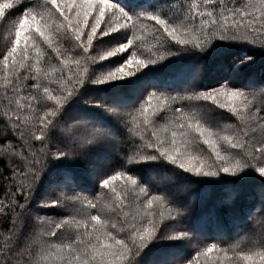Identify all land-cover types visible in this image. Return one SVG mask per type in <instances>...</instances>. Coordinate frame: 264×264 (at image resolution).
<instances>
[{
    "label": "snow or ice",
    "instance_id": "snow-or-ice-1",
    "mask_svg": "<svg viewBox=\"0 0 264 264\" xmlns=\"http://www.w3.org/2000/svg\"><path fill=\"white\" fill-rule=\"evenodd\" d=\"M0 27V264H264V0H0Z\"/></svg>",
    "mask_w": 264,
    "mask_h": 264
},
{
    "label": "trees",
    "instance_id": "trees-1",
    "mask_svg": "<svg viewBox=\"0 0 264 264\" xmlns=\"http://www.w3.org/2000/svg\"><path fill=\"white\" fill-rule=\"evenodd\" d=\"M6 42V31L3 27H0V51L4 50ZM55 62L56 60L53 54V63ZM163 71L167 72V69ZM216 71L217 68L214 63H209L206 68H202L205 82H209L210 78L215 74ZM262 71H264V68H262L260 64H257L248 70V72L254 74L256 78H259ZM3 166V163L0 162V167ZM4 175L8 176L9 173L5 172ZM92 179L95 180L96 177L93 176ZM6 191L7 187L5 182L0 180V200L4 199V193ZM202 192L204 193L203 198L201 196ZM251 192L252 186L247 183L244 184L241 189V199L238 201V204L246 203ZM185 194L186 193L184 192L181 193V195ZM188 199L191 202L189 218L194 222H198L204 230V235L200 237L201 240H205L208 243L222 242L223 246H227V244L232 243L237 239L236 232L231 227L233 209L227 203L217 202L219 199H221V194L219 193L218 189L212 186L202 189L199 185L193 184L191 195L188 196ZM8 227L9 223L6 220L0 218V241H2L3 234L6 233ZM256 230L259 231V228L257 227ZM217 233L222 234L218 236ZM214 254L215 253H213V255Z\"/></svg>",
    "mask_w": 264,
    "mask_h": 264
},
{
    "label": "bare ground",
    "instance_id": "bare-ground-1",
    "mask_svg": "<svg viewBox=\"0 0 264 264\" xmlns=\"http://www.w3.org/2000/svg\"><path fill=\"white\" fill-rule=\"evenodd\" d=\"M255 70V69H254ZM213 201V200H212ZM224 206V205H223Z\"/></svg>",
    "mask_w": 264,
    "mask_h": 264
},
{
    "label": "rangeland",
    "instance_id": "rangeland-1",
    "mask_svg": "<svg viewBox=\"0 0 264 264\" xmlns=\"http://www.w3.org/2000/svg\"><path fill=\"white\" fill-rule=\"evenodd\" d=\"M215 255V254H214Z\"/></svg>",
    "mask_w": 264,
    "mask_h": 264
}]
</instances>
